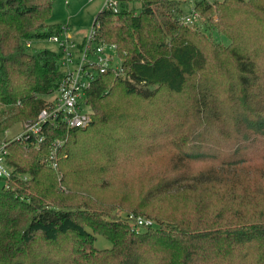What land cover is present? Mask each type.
Instances as JSON below:
<instances>
[{
	"label": "trees",
	"instance_id": "16d2710c",
	"mask_svg": "<svg viewBox=\"0 0 264 264\" xmlns=\"http://www.w3.org/2000/svg\"><path fill=\"white\" fill-rule=\"evenodd\" d=\"M114 1L92 23L121 72L92 81L89 124L7 144L26 178L0 188V264H264V0H199L194 26L173 0ZM51 7L0 0V134L62 75L56 50L25 46L58 31Z\"/></svg>",
	"mask_w": 264,
	"mask_h": 264
},
{
	"label": "built area",
	"instance_id": "2783aa9c",
	"mask_svg": "<svg viewBox=\"0 0 264 264\" xmlns=\"http://www.w3.org/2000/svg\"><path fill=\"white\" fill-rule=\"evenodd\" d=\"M68 0H64L67 2ZM187 4V10L178 16L180 23L188 26L199 24L202 17L195 8L199 0H182ZM212 2L213 0H204ZM117 10L114 0H105L101 9ZM98 23L91 25L86 34L75 40L67 24L59 25L58 31L46 39L56 45L58 63L62 72L51 97L32 119L21 123V131L11 137L0 140V188H8L15 174L8 162L9 150L7 144L14 139H23L28 145L40 148L46 139V127L84 128L91 120V110L87 102V91L97 75L107 72H121V60L114 44L94 40ZM32 41L26 40L25 46L31 47ZM61 145L60 139H55L49 146L47 164L57 170V153ZM60 175V174H59ZM63 188V187H60ZM133 229L154 226V220L133 213L126 214Z\"/></svg>",
	"mask_w": 264,
	"mask_h": 264
},
{
	"label": "rangeland",
	"instance_id": "374dc122",
	"mask_svg": "<svg viewBox=\"0 0 264 264\" xmlns=\"http://www.w3.org/2000/svg\"><path fill=\"white\" fill-rule=\"evenodd\" d=\"M104 1L105 0H68L67 2H64V0H52L51 16L48 22L58 25L67 24L72 31L75 40H78L77 38L89 31L94 17L97 12L100 11ZM173 1L176 4L177 10H180H178L179 12H176L177 15L187 10V4L182 0ZM137 6L138 3H135V7ZM213 33L225 42V38L218 36L216 32ZM43 47L56 50V45L54 43L46 38H41L32 41V45L29 47V52L33 53L35 50ZM21 123H16L1 133L0 140L17 135L21 131ZM93 244L95 248L98 249L109 248L111 246V241L103 236L96 235Z\"/></svg>",
	"mask_w": 264,
	"mask_h": 264
}]
</instances>
